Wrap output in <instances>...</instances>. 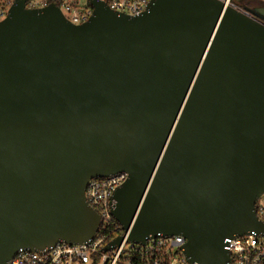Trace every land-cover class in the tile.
<instances>
[{"label": "water", "instance_id": "water-1", "mask_svg": "<svg viewBox=\"0 0 264 264\" xmlns=\"http://www.w3.org/2000/svg\"><path fill=\"white\" fill-rule=\"evenodd\" d=\"M152 0L140 16L93 1L73 24L17 0L0 20V264L84 243L94 178L126 172L104 251L180 235L194 264H230L225 239L264 232V8Z\"/></svg>", "mask_w": 264, "mask_h": 264}, {"label": "built area", "instance_id": "built-area-1", "mask_svg": "<svg viewBox=\"0 0 264 264\" xmlns=\"http://www.w3.org/2000/svg\"><path fill=\"white\" fill-rule=\"evenodd\" d=\"M17 0H0V18H5ZM94 0H26L28 8H44L50 4L59 7L73 24H81L94 14ZM105 3L119 14L140 16L149 10L152 0H95ZM0 19V20H2ZM128 179L126 172L105 178L91 179L85 189L87 202L101 216L100 229L96 236L84 243H67L63 240L41 251L19 249L8 264H194L184 255L186 240L180 235L148 239L145 245L124 240L109 251L104 247L112 241V234L121 228L111 211L113 195ZM256 214L264 222V193L256 202ZM122 230V229H121ZM230 264H264V232L249 231L225 239Z\"/></svg>", "mask_w": 264, "mask_h": 264}, {"label": "trees", "instance_id": "trees-1", "mask_svg": "<svg viewBox=\"0 0 264 264\" xmlns=\"http://www.w3.org/2000/svg\"><path fill=\"white\" fill-rule=\"evenodd\" d=\"M233 4H235L240 9H247L254 13L257 9L264 8V0H232ZM257 18H260L258 15H255ZM264 22V18H261ZM122 234L121 228L117 227V229L113 232L112 237L115 238Z\"/></svg>", "mask_w": 264, "mask_h": 264}, {"label": "flooded vegetation", "instance_id": "flooded-vegetation-1", "mask_svg": "<svg viewBox=\"0 0 264 264\" xmlns=\"http://www.w3.org/2000/svg\"><path fill=\"white\" fill-rule=\"evenodd\" d=\"M258 19H261V17H260V18H258Z\"/></svg>", "mask_w": 264, "mask_h": 264}, {"label": "rangeland", "instance_id": "rangeland-1", "mask_svg": "<svg viewBox=\"0 0 264 264\" xmlns=\"http://www.w3.org/2000/svg\"><path fill=\"white\" fill-rule=\"evenodd\" d=\"M0 19H2V18H0Z\"/></svg>", "mask_w": 264, "mask_h": 264}]
</instances>
